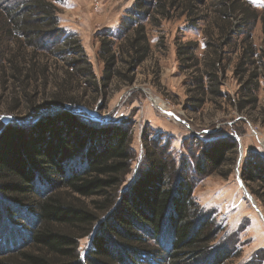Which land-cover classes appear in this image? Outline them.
<instances>
[{
	"label": "trees",
	"instance_id": "16d2710c",
	"mask_svg": "<svg viewBox=\"0 0 264 264\" xmlns=\"http://www.w3.org/2000/svg\"><path fill=\"white\" fill-rule=\"evenodd\" d=\"M212 1L223 22L221 39L206 42L214 54L210 50L212 55L202 59L198 41L177 42L181 70L192 71L190 84L185 83L192 93L187 106L198 112L212 97L233 100L238 112L253 109L264 76V49L244 33L259 14L241 0ZM205 5L206 0H134L128 12L134 23L124 22L119 34L100 35L104 67L97 76L80 40L62 33L55 0H6L0 4V70L13 61L7 58L9 49L18 44L22 53L30 48L63 55L70 75L100 91L116 77L132 83L151 53L146 23L132 12H144V19L154 15L158 24L179 14L197 28ZM238 8L244 17L237 25ZM262 20L264 26V14ZM238 32L245 38L232 49L233 77L239 83L232 99L222 86L230 63L225 53ZM120 61L126 70L118 68ZM69 102L56 100L33 118L0 123V264H184L209 254L204 264L229 259L222 247L211 254L221 228L193 195L197 182L218 171L237 150L235 132L204 141L198 154L195 138L186 140L189 155L181 151L175 156L168 138L150 131L134 171L129 127L121 121L93 122ZM241 178L260 181L264 190V159L251 156ZM251 193L264 201V192ZM82 198H94L92 206ZM25 219L32 220L28 237L22 233Z\"/></svg>",
	"mask_w": 264,
	"mask_h": 264
},
{
	"label": "rangeland",
	"instance_id": "374dc122",
	"mask_svg": "<svg viewBox=\"0 0 264 264\" xmlns=\"http://www.w3.org/2000/svg\"><path fill=\"white\" fill-rule=\"evenodd\" d=\"M5 2L0 0V4ZM133 3L134 0H55L62 33L80 40L84 55L97 76L102 75L104 67L99 54L100 35L106 32L119 34L124 22L133 24L134 18L128 14L133 9ZM241 4H248L258 12V19L252 22V28H246L244 34H250L253 43L264 49V0H241ZM201 10L200 14L205 18L197 28H191L185 17L179 14L171 20H160L158 24L152 21L154 15L144 19L147 14L133 11L132 14L136 13V17L146 23L151 53L138 67L132 83L116 77L107 89L101 91L94 83L70 75L63 55L34 52L30 48L22 53L24 48L20 50L18 44L12 45L7 58L13 61H7L4 69L0 70V123L30 119L54 105L56 100L65 105L72 100L76 102V109L93 122L106 124L107 121H121L129 127L136 155L134 171L144 158V137L150 131L164 134L175 156L181 151L189 155L184 143L186 140L195 138L198 154L204 141L231 136L235 132L239 144L237 150L218 171L197 182L193 196L204 211L213 213L221 228L211 254L222 247L230 254L222 264H264V201L253 196L260 214L238 179V171L241 176L251 156L264 159V76L258 92L259 101L253 109L238 112L233 100H214L210 97L198 112L190 110L187 99L192 93L185 83L190 84L187 77L192 71L181 70L176 53L177 42L198 41L197 55L207 58L214 54V49L207 47L206 42L216 40V43L221 39L219 26L223 24L218 17V6L216 9L212 0H206ZM237 11V15L241 14L240 8ZM243 17V14L237 16L235 23L240 24ZM232 38L233 42L225 53L230 63L222 90L233 99L236 98L239 83L233 77L236 55L232 54V49L245 35L238 32ZM210 50L212 54H209ZM77 57L80 58L79 55ZM16 64L18 69H15ZM125 66L120 61L118 68L124 71ZM30 74L31 78H28ZM241 149L242 163L238 165ZM131 177L132 174L128 179ZM244 183L250 193L258 191L263 194L260 181ZM82 199L92 206L94 198ZM31 221L23 220L26 232L22 233L26 237ZM88 244L89 238L83 239L80 250L83 251ZM209 255L190 258L184 264H204Z\"/></svg>",
	"mask_w": 264,
	"mask_h": 264
},
{
	"label": "water",
	"instance_id": "95a60500",
	"mask_svg": "<svg viewBox=\"0 0 264 264\" xmlns=\"http://www.w3.org/2000/svg\"><path fill=\"white\" fill-rule=\"evenodd\" d=\"M241 148H242V147H241ZM242 157H243V149L240 150V156H239V160H238V165L241 163V161H242ZM238 179H239L241 185L243 186L246 195H247V196L250 198V200L253 202L254 206L257 208V210L259 211V213L262 214L261 211H260V209L258 208L256 202H255V199H254L253 195L249 192L248 188L246 187V184H245L244 181L242 180V178H241V176H240V174H239V171H238Z\"/></svg>",
	"mask_w": 264,
	"mask_h": 264
},
{
	"label": "built area",
	"instance_id": "2783aa9c",
	"mask_svg": "<svg viewBox=\"0 0 264 264\" xmlns=\"http://www.w3.org/2000/svg\"><path fill=\"white\" fill-rule=\"evenodd\" d=\"M163 112L168 113V112H166V111H164V110H163Z\"/></svg>",
	"mask_w": 264,
	"mask_h": 264
},
{
	"label": "bare ground",
	"instance_id": "6f19581e",
	"mask_svg": "<svg viewBox=\"0 0 264 264\" xmlns=\"http://www.w3.org/2000/svg\"><path fill=\"white\" fill-rule=\"evenodd\" d=\"M161 106H163V105H161ZM163 108H164V106H163ZM166 108V107H165ZM165 110V109H164Z\"/></svg>",
	"mask_w": 264,
	"mask_h": 264
}]
</instances>
